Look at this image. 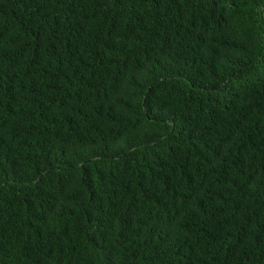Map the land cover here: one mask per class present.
Instances as JSON below:
<instances>
[{
	"label": "trees",
	"instance_id": "1",
	"mask_svg": "<svg viewBox=\"0 0 264 264\" xmlns=\"http://www.w3.org/2000/svg\"><path fill=\"white\" fill-rule=\"evenodd\" d=\"M264 0H0V264H264Z\"/></svg>",
	"mask_w": 264,
	"mask_h": 264
},
{
	"label": "rangeland",
	"instance_id": "2",
	"mask_svg": "<svg viewBox=\"0 0 264 264\" xmlns=\"http://www.w3.org/2000/svg\"><path fill=\"white\" fill-rule=\"evenodd\" d=\"M263 18H264V12H263Z\"/></svg>",
	"mask_w": 264,
	"mask_h": 264
}]
</instances>
